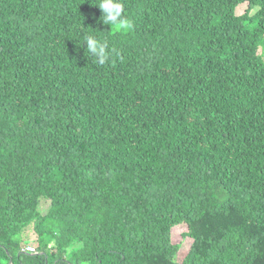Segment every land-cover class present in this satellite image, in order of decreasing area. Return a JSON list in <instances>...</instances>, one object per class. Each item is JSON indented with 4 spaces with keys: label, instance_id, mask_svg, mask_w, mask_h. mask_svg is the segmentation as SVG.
I'll use <instances>...</instances> for the list:
<instances>
[{
    "label": "trees",
    "instance_id": "obj_1",
    "mask_svg": "<svg viewBox=\"0 0 264 264\" xmlns=\"http://www.w3.org/2000/svg\"><path fill=\"white\" fill-rule=\"evenodd\" d=\"M98 3L0 0V264H264V0Z\"/></svg>",
    "mask_w": 264,
    "mask_h": 264
},
{
    "label": "clouds",
    "instance_id": "obj_2",
    "mask_svg": "<svg viewBox=\"0 0 264 264\" xmlns=\"http://www.w3.org/2000/svg\"><path fill=\"white\" fill-rule=\"evenodd\" d=\"M98 6L102 11L101 22L109 26H120L126 23L124 19V4L122 0H99ZM87 53L97 58L98 64H105L109 60L110 51L106 41L89 35L85 38Z\"/></svg>",
    "mask_w": 264,
    "mask_h": 264
},
{
    "label": "rangeland",
    "instance_id": "obj_3",
    "mask_svg": "<svg viewBox=\"0 0 264 264\" xmlns=\"http://www.w3.org/2000/svg\"><path fill=\"white\" fill-rule=\"evenodd\" d=\"M246 8L243 7H237V12L244 11ZM187 232V228L185 225H180L172 228L171 231V241L173 244H179L181 245V248L175 258V261L177 263H181L184 257L186 256L190 245L192 241L189 238H184L183 234ZM23 236L25 237V240H27L28 246H36V235L32 231V226H29L24 229Z\"/></svg>",
    "mask_w": 264,
    "mask_h": 264
},
{
    "label": "built area",
    "instance_id": "obj_4",
    "mask_svg": "<svg viewBox=\"0 0 264 264\" xmlns=\"http://www.w3.org/2000/svg\"><path fill=\"white\" fill-rule=\"evenodd\" d=\"M25 251L27 253H29V254H36L37 253V251H36V249H35L34 246H28V247H26Z\"/></svg>",
    "mask_w": 264,
    "mask_h": 264
}]
</instances>
